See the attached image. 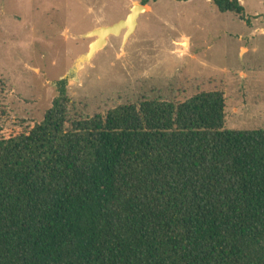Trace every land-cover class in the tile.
Listing matches in <instances>:
<instances>
[{
  "label": "trees",
  "instance_id": "trees-1",
  "mask_svg": "<svg viewBox=\"0 0 264 264\" xmlns=\"http://www.w3.org/2000/svg\"><path fill=\"white\" fill-rule=\"evenodd\" d=\"M57 88L42 123L0 122V264H264V129L226 130L223 92L70 121Z\"/></svg>",
  "mask_w": 264,
  "mask_h": 264
},
{
  "label": "rangeland",
  "instance_id": "rangeland-1",
  "mask_svg": "<svg viewBox=\"0 0 264 264\" xmlns=\"http://www.w3.org/2000/svg\"><path fill=\"white\" fill-rule=\"evenodd\" d=\"M0 0V122L42 123L67 80L68 118L86 120L142 101L183 103L221 91L226 130L264 129V0L245 16L211 0ZM145 6L134 34L111 36L77 68L101 27Z\"/></svg>",
  "mask_w": 264,
  "mask_h": 264
},
{
  "label": "water",
  "instance_id": "water-1",
  "mask_svg": "<svg viewBox=\"0 0 264 264\" xmlns=\"http://www.w3.org/2000/svg\"><path fill=\"white\" fill-rule=\"evenodd\" d=\"M146 10L147 8L145 6L135 5L131 8V13L125 20H121L112 26L98 28L89 33L86 37H94L95 40L92 42L89 51L77 61V68L84 66L86 63H90L95 55L107 46L108 39L111 36H120L125 31L126 42L135 33L138 19Z\"/></svg>",
  "mask_w": 264,
  "mask_h": 264
},
{
  "label": "flooded vegetation",
  "instance_id": "flooded-vegetation-1",
  "mask_svg": "<svg viewBox=\"0 0 264 264\" xmlns=\"http://www.w3.org/2000/svg\"><path fill=\"white\" fill-rule=\"evenodd\" d=\"M95 39V38H94Z\"/></svg>",
  "mask_w": 264,
  "mask_h": 264
}]
</instances>
